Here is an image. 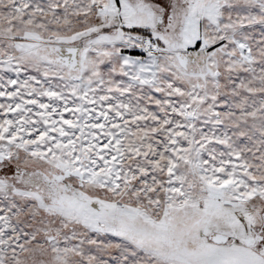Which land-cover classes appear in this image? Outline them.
<instances>
[{"label":"snow or ice","instance_id":"1","mask_svg":"<svg viewBox=\"0 0 264 264\" xmlns=\"http://www.w3.org/2000/svg\"><path fill=\"white\" fill-rule=\"evenodd\" d=\"M0 264H264V0H0Z\"/></svg>","mask_w":264,"mask_h":264}]
</instances>
